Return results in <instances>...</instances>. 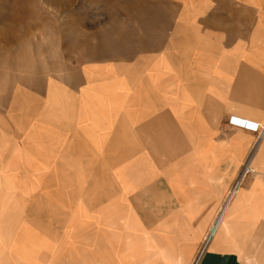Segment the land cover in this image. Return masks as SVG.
<instances>
[{"label": "crops", "instance_id": "0c3cea01", "mask_svg": "<svg viewBox=\"0 0 264 264\" xmlns=\"http://www.w3.org/2000/svg\"><path fill=\"white\" fill-rule=\"evenodd\" d=\"M138 2L154 11L140 15L137 45L89 56L44 77L41 87L28 82L25 93H12L9 110L0 105V168L47 165L41 211L57 212L63 230L58 239L38 236L62 264L101 259L109 239L97 229L134 212L146 227L169 210L195 213L191 227L206 228L195 255L258 141L257 131L232 126L230 117L260 124V133L264 127V0ZM261 148L252 168L264 166ZM14 176L34 180L30 170ZM255 178L256 172L240 186L226 225L195 264H258L259 255L264 264V218L240 221L259 218L263 208V199L246 192ZM23 194L25 203L15 206L21 219L8 239L0 233V264L17 259L32 243L29 232L38 233L40 193ZM171 253L172 263L187 264Z\"/></svg>", "mask_w": 264, "mask_h": 264}, {"label": "rangeland", "instance_id": "374dc122", "mask_svg": "<svg viewBox=\"0 0 264 264\" xmlns=\"http://www.w3.org/2000/svg\"><path fill=\"white\" fill-rule=\"evenodd\" d=\"M153 6L138 0H0V105L4 110H9L12 93H25L28 82L41 87L44 77L58 76L89 56L120 54L121 52L116 50L121 49L118 48L121 45H137L141 41L140 15L154 11ZM146 22L147 27L151 25V21ZM233 117L238 127L257 131L258 141L246 161L247 169L244 170L245 163L225 200L215 212L211 229L227 205L232 191L237 190V197L240 186L254 172L256 178L246 192L253 195L255 200H264V178L259 174V170H263L264 166L251 167V159L264 142L263 135L260 136L261 125ZM228 123L234 126L230 120ZM49 166L53 172H57V168L54 169L52 164ZM47 168L46 164L39 163L1 165L0 233L3 239L10 237V226L17 224L21 219L22 211H15V206L21 209L25 203L23 193L26 188L40 193V196L35 198L34 211L38 233L29 232L32 243L19 249L17 259H3L2 264L64 263V258L58 260V255L54 253L56 249L38 236L44 231L50 238L58 239L63 230L57 212L43 214L41 211L42 175ZM21 170H30L34 180L27 183L25 179H15V171ZM245 171L248 172L242 175ZM50 183L52 191L57 188L58 180L53 179ZM236 183L238 185L235 188ZM160 214V220L154 227H146L135 212L116 215L114 220L109 222V226L97 229V235H105L109 239L108 245L104 248L101 246V259H91L88 262L89 258L84 257L83 262H76L75 258L71 257L65 261L66 264H180L181 258H178L177 262H171L173 248L186 257L187 264H195V261L197 263L202 249L212 237L211 229L194 255L195 241L206 231V228L191 227L190 220L195 213L169 210ZM258 217L255 220L245 217L240 221L263 219L264 204ZM47 252L52 253V258H43L42 253ZM259 258L258 264H261L260 255Z\"/></svg>", "mask_w": 264, "mask_h": 264}, {"label": "bare ground", "instance_id": "6f19581e", "mask_svg": "<svg viewBox=\"0 0 264 264\" xmlns=\"http://www.w3.org/2000/svg\"><path fill=\"white\" fill-rule=\"evenodd\" d=\"M232 119H234V117H232ZM261 135H263V137H264V127H263V129H262V131L260 133V136ZM259 156H262V157L264 156V145H263V148H262L261 152L259 153ZM236 193H237V190L234 191V192L232 191L231 196L229 197V199L227 201V205L222 209L221 215L219 216L218 220L213 225V227L211 229L212 237L215 236V234L217 235L218 234L217 231H219L221 227L226 225L227 219L229 217L230 209H231V203H232Z\"/></svg>", "mask_w": 264, "mask_h": 264}, {"label": "built area", "instance_id": "2783aa9c", "mask_svg": "<svg viewBox=\"0 0 264 264\" xmlns=\"http://www.w3.org/2000/svg\"><path fill=\"white\" fill-rule=\"evenodd\" d=\"M230 122H231L232 124H234V125L237 124V123H235V122L233 121L232 118L230 119ZM247 164H248V162L246 163L244 170L247 169ZM248 171H249V169H248ZM248 171L243 172L242 175H244V174L247 173ZM241 177H242V176H241ZM241 177H240V178H241ZM237 182H238V181H237ZM237 185H238V183L235 184V187H236Z\"/></svg>", "mask_w": 264, "mask_h": 264}]
</instances>
